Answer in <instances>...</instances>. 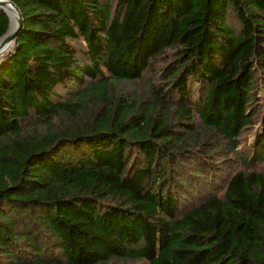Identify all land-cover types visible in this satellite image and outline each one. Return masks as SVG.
Segmentation results:
<instances>
[{"label": "trees", "instance_id": "obj_1", "mask_svg": "<svg viewBox=\"0 0 264 264\" xmlns=\"http://www.w3.org/2000/svg\"><path fill=\"white\" fill-rule=\"evenodd\" d=\"M12 1L0 264H264V0Z\"/></svg>", "mask_w": 264, "mask_h": 264}, {"label": "water", "instance_id": "obj_2", "mask_svg": "<svg viewBox=\"0 0 264 264\" xmlns=\"http://www.w3.org/2000/svg\"><path fill=\"white\" fill-rule=\"evenodd\" d=\"M7 1L10 2L11 4H13L16 8V11H17V25H16V28L10 34L7 33L9 26H10V16H9L7 10L5 9V7L3 6V4L6 3ZM0 7L6 11V13L9 17L8 27H7L6 31L0 35V56H1L5 53V51L8 49L10 44H13V42L15 41L17 32L23 24V17H22V14H21L19 7L12 0H0Z\"/></svg>", "mask_w": 264, "mask_h": 264}, {"label": "bare ground", "instance_id": "obj_3", "mask_svg": "<svg viewBox=\"0 0 264 264\" xmlns=\"http://www.w3.org/2000/svg\"><path fill=\"white\" fill-rule=\"evenodd\" d=\"M3 6L5 7V9L7 10L8 14L10 16V26H9L8 31H7V33L10 34L16 28V25H17V11H16L15 6L8 1L6 3H4ZM11 45L12 44H10V46L8 47L7 50H9L11 48Z\"/></svg>", "mask_w": 264, "mask_h": 264}, {"label": "rangeland", "instance_id": "obj_4", "mask_svg": "<svg viewBox=\"0 0 264 264\" xmlns=\"http://www.w3.org/2000/svg\"><path fill=\"white\" fill-rule=\"evenodd\" d=\"M230 22H233L234 24H236V21L233 20V19H230ZM11 48H13V44L11 45ZM11 48H10V49H11ZM10 49H9V50H10ZM9 50H8V51H9ZM5 52H6V51H5ZM136 85H138V84H136ZM61 92L64 93V92H65L64 89L61 90ZM263 117H264V111H263V114H262V116H261L260 121L257 122V124L254 126L252 132H250V133L248 134V141H247L248 143L254 139V137L256 136V133H257V132H259V131H261V130L264 129V123L262 122V121H263ZM239 147H241V145H239Z\"/></svg>", "mask_w": 264, "mask_h": 264}]
</instances>
